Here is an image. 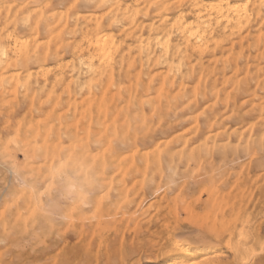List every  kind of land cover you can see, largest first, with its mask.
Masks as SVG:
<instances>
[{"label": "rangeland", "instance_id": "rangeland-1", "mask_svg": "<svg viewBox=\"0 0 264 264\" xmlns=\"http://www.w3.org/2000/svg\"><path fill=\"white\" fill-rule=\"evenodd\" d=\"M28 1L0 0V44L10 59L18 54L14 39L30 32L41 46L47 39L46 24L36 35L35 16L29 25L22 22L28 10L21 5L41 3ZM46 1L47 14L65 10L62 3H74L79 14L93 10L79 7L85 0ZM252 55L238 71L205 72L209 79L200 90L213 91L205 90L207 98L199 99L196 112L202 114L196 124L191 119L177 123L181 135L163 129L166 122L155 117L147 120L152 140L143 139L140 129L126 132L127 122L117 118L114 152L87 142L81 94L71 93L70 105L56 106L54 90L60 93L62 87L53 85L51 61L42 62V70L14 64L5 70L6 79L0 80V264H264V61L263 55ZM15 73L18 85L11 77ZM64 78L73 83L77 76ZM181 139L189 141L183 150ZM88 149L103 161L99 183L83 177ZM191 232L214 243L190 244L189 257L177 253L171 245Z\"/></svg>", "mask_w": 264, "mask_h": 264}, {"label": "bare ground", "instance_id": "bare-ground-1", "mask_svg": "<svg viewBox=\"0 0 264 264\" xmlns=\"http://www.w3.org/2000/svg\"><path fill=\"white\" fill-rule=\"evenodd\" d=\"M85 2L93 7L90 13L79 14L74 7H66L65 10H54L47 14L44 7L47 8L49 1L46 0H41L35 8H31L28 3L22 4L28 10L22 22L29 25L30 19L35 16L33 27L36 35L38 26L46 24L43 30L47 33V39L43 47L37 43V37L32 32L23 40L14 39V47H18L15 59L8 58L7 50L0 44V80L6 77L2 76L3 73L13 64L25 69L29 65H36L42 70L40 64L51 61L53 85L62 87L60 93L54 90L56 106L65 103L70 105L71 93L81 94L85 105L83 114L87 120V142L101 145L103 150L114 152L119 147L118 143L112 144V137L119 134L116 123L119 117L127 122L124 128L126 132L131 127L140 129L143 139L152 140L153 128L147 124V120L155 117L160 123L166 122L163 129L176 133L175 136L181 135L177 133V123L191 119L196 124V118L202 114L196 112L199 99L207 98V92L213 91L209 85L210 90L205 88L209 91L200 90L202 82L205 86L209 79L205 72L226 69L238 71L246 67L247 56L252 55V52L264 56V0ZM66 73L75 74L76 80L73 83L66 82ZM80 75H83L82 79ZM29 76L30 73L23 83L25 86L29 84ZM11 77L15 79L14 84L18 85V73ZM217 99L219 101L221 97L217 95ZM215 101L216 98L213 104L218 102ZM146 107L148 112L145 111ZM131 120H139L140 123L132 125ZM179 142L183 150L189 141L181 139ZM85 151L87 158L83 163V177L87 182L99 183L103 161L89 149ZM62 162L59 161L61 165L64 164ZM146 166L149 167V161L145 169ZM183 254L189 257L190 251Z\"/></svg>", "mask_w": 264, "mask_h": 264}, {"label": "snow or ice", "instance_id": "snow-or-ice-1", "mask_svg": "<svg viewBox=\"0 0 264 264\" xmlns=\"http://www.w3.org/2000/svg\"><path fill=\"white\" fill-rule=\"evenodd\" d=\"M91 4L88 3H81L79 5V7H91ZM61 8H65V7H77V5H70L68 3H62L60 5ZM264 166V165H262ZM212 243H214V241L211 239V237L203 234V233H195V232H191L188 233L187 235H185L182 239L181 238H177L176 242L174 244L171 245V247L180 254H183L185 252H189L192 251L193 249L189 247L190 244H195L198 247H208L209 245H211ZM219 251L224 252V249H219ZM229 254L230 253H226ZM140 264H144V261L141 260Z\"/></svg>", "mask_w": 264, "mask_h": 264}]
</instances>
